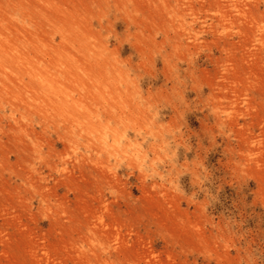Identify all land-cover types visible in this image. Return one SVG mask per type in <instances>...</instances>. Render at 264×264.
I'll return each instance as SVG.
<instances>
[{
	"label": "rangeland",
	"instance_id": "374dc122",
	"mask_svg": "<svg viewBox=\"0 0 264 264\" xmlns=\"http://www.w3.org/2000/svg\"><path fill=\"white\" fill-rule=\"evenodd\" d=\"M0 264H264V0H0Z\"/></svg>",
	"mask_w": 264,
	"mask_h": 264
},
{
	"label": "bare ground",
	"instance_id": "6f19581e",
	"mask_svg": "<svg viewBox=\"0 0 264 264\" xmlns=\"http://www.w3.org/2000/svg\"><path fill=\"white\" fill-rule=\"evenodd\" d=\"M232 2V1H231ZM2 42V41H1ZM16 48H17V46H16Z\"/></svg>",
	"mask_w": 264,
	"mask_h": 264
}]
</instances>
